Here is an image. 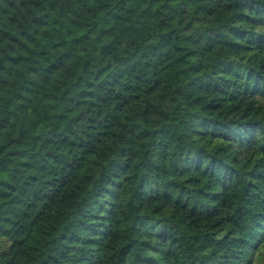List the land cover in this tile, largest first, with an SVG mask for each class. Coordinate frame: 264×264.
I'll return each mask as SVG.
<instances>
[{
  "label": "trees",
  "instance_id": "trees-1",
  "mask_svg": "<svg viewBox=\"0 0 264 264\" xmlns=\"http://www.w3.org/2000/svg\"><path fill=\"white\" fill-rule=\"evenodd\" d=\"M0 91V264H264V0H0Z\"/></svg>",
  "mask_w": 264,
  "mask_h": 264
},
{
  "label": "rangeland",
  "instance_id": "rangeland-1",
  "mask_svg": "<svg viewBox=\"0 0 264 264\" xmlns=\"http://www.w3.org/2000/svg\"><path fill=\"white\" fill-rule=\"evenodd\" d=\"M0 101H4V97H3V94L2 92L0 91ZM191 170V169H190ZM195 172V171H194ZM226 186V190L229 189V186L225 185Z\"/></svg>",
  "mask_w": 264,
  "mask_h": 264
}]
</instances>
